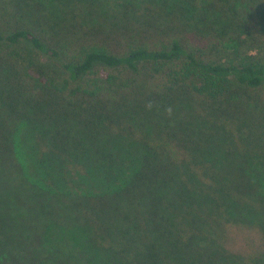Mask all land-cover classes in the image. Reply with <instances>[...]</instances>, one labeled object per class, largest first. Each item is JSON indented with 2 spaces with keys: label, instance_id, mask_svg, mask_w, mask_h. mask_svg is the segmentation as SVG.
Instances as JSON below:
<instances>
[{
  "label": "trees",
  "instance_id": "trees-1",
  "mask_svg": "<svg viewBox=\"0 0 264 264\" xmlns=\"http://www.w3.org/2000/svg\"><path fill=\"white\" fill-rule=\"evenodd\" d=\"M55 1L0 0V264H264V0Z\"/></svg>",
  "mask_w": 264,
  "mask_h": 264
},
{
  "label": "rangeland",
  "instance_id": "rangeland-1",
  "mask_svg": "<svg viewBox=\"0 0 264 264\" xmlns=\"http://www.w3.org/2000/svg\"><path fill=\"white\" fill-rule=\"evenodd\" d=\"M43 1L44 2H42V0H39V2L42 3L41 7L43 10L46 11V10L51 9L52 11H54V7L51 2H48V0H43ZM54 3H57V4L59 3L60 7L63 8L64 11H66L70 7V3L67 0H56ZM135 8L128 10V12L130 13L126 15V17L122 15L121 13L111 11L110 10L111 8L103 9V10L98 11L100 13V16L98 17V19H96L94 15L92 14L91 16H88V18L83 19L81 21V24H84V21L91 22L96 27H100L102 31L109 29V28H116V29H120V30H124L128 32V25L134 30L147 29L149 31H152L153 29L145 26V21H146L145 17L143 18V20L142 19L136 20L134 14L140 13V12H137ZM64 13L67 14V12H64ZM77 13H80L81 17H83V12H81L79 9L77 10ZM148 14H147V17H148ZM0 18H1L0 25L5 24V23L7 24V21L9 19L8 15L4 13L0 15ZM263 90L264 89H259V92H263ZM59 257L61 258L62 256L59 255Z\"/></svg>",
  "mask_w": 264,
  "mask_h": 264
}]
</instances>
